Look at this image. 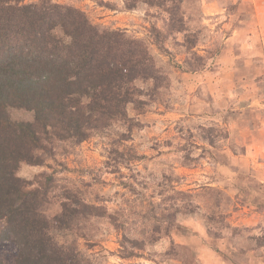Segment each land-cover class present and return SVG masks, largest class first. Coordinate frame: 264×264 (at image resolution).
<instances>
[{
    "label": "rangeland",
    "instance_id": "obj_1",
    "mask_svg": "<svg viewBox=\"0 0 264 264\" xmlns=\"http://www.w3.org/2000/svg\"><path fill=\"white\" fill-rule=\"evenodd\" d=\"M54 1L147 41L169 81L146 111L129 109L140 123L129 139L119 137L123 127L95 134L19 174L55 171L107 209L90 239H79L94 264H264V0ZM170 3L179 10L173 25L186 31H169ZM10 114L33 118L20 108ZM224 159L237 167L224 172ZM0 250L9 262L16 251L10 243Z\"/></svg>",
    "mask_w": 264,
    "mask_h": 264
},
{
    "label": "trees",
    "instance_id": "obj_2",
    "mask_svg": "<svg viewBox=\"0 0 264 264\" xmlns=\"http://www.w3.org/2000/svg\"><path fill=\"white\" fill-rule=\"evenodd\" d=\"M166 10L169 31H186L173 25L177 7L170 3ZM158 63L147 41L96 24L79 7L0 0V246L10 243L16 250L10 262L0 250V264H94L79 239H90L95 220L110 216L107 209L86 201L81 189L61 184L55 171L31 179L19 171L23 164L48 165L118 127L124 128L119 137L129 139L140 125L129 109L146 111L169 81ZM12 108L33 118L13 119ZM62 234L69 238L61 240ZM257 244L264 247V233Z\"/></svg>",
    "mask_w": 264,
    "mask_h": 264
},
{
    "label": "crops",
    "instance_id": "obj_3",
    "mask_svg": "<svg viewBox=\"0 0 264 264\" xmlns=\"http://www.w3.org/2000/svg\"><path fill=\"white\" fill-rule=\"evenodd\" d=\"M260 100V99H259ZM262 105H264V104H261V106ZM250 107L249 108H252L251 107V105H249ZM258 106H260V104H258ZM257 107V106H256ZM257 108H259V107H257ZM248 113L249 112H251V111H247ZM167 113H169V112H167ZM181 114H178V113H173V112H171V115H170V113L169 114H166L164 117H166V116H170V117H174V116H180ZM163 117V116H162ZM167 118V117H166ZM225 161H223V163H225V164H223V163H220V164H223V170H224V172H229V170H231L232 168H234V167H237L235 164L234 165H232L231 164V162L229 161V163H226V159H224ZM240 181H241V177H240V175L238 174L237 175V181H236V184H240ZM243 186H245V185H243Z\"/></svg>",
    "mask_w": 264,
    "mask_h": 264
}]
</instances>
